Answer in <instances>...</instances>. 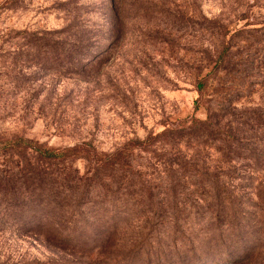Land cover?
Instances as JSON below:
<instances>
[{"label": "rangeland", "instance_id": "rangeland-1", "mask_svg": "<svg viewBox=\"0 0 264 264\" xmlns=\"http://www.w3.org/2000/svg\"><path fill=\"white\" fill-rule=\"evenodd\" d=\"M109 3L0 0V264H264V232L242 214L251 206L242 203L236 213L244 229H234L237 220L228 210L219 221L212 208L201 206L186 205L174 224L162 196L149 200L146 189L156 181L150 177L143 187L136 182L141 194L134 198L104 196L93 183L97 190H91L74 225L62 223L72 240L47 241L43 233H27L49 225L38 223V179L29 183L22 176L29 167L40 171L39 156L15 141L60 147L91 139L97 151H112L128 137H143L164 121L193 113L197 72H206L209 67L200 66L220 46L206 27L215 19L229 29L227 36L245 26L252 29L250 37H264V0H122L116 38ZM41 36L91 47L79 55L66 48L56 59L40 50ZM99 49L106 51L88 62L82 76L72 72L70 64ZM234 52L231 61L237 58ZM41 56L54 66H40ZM57 62L62 65L58 71ZM259 71L262 80L264 66ZM220 84H213L203 99L222 94ZM255 89L232 102L261 103L263 87ZM206 113L205 104L195 111L200 118ZM11 141L15 144L8 145ZM73 164L80 173L87 169L84 160ZM233 184L242 187L237 180ZM158 189L164 190V183ZM153 203L164 214L153 213ZM97 242L100 252L98 246L83 248ZM252 249L255 257L244 259Z\"/></svg>", "mask_w": 264, "mask_h": 264}, {"label": "trees", "instance_id": "trees-1", "mask_svg": "<svg viewBox=\"0 0 264 264\" xmlns=\"http://www.w3.org/2000/svg\"><path fill=\"white\" fill-rule=\"evenodd\" d=\"M121 1L110 0L108 5L114 38L119 32L118 10ZM245 15L241 14L240 17ZM206 27L218 37L220 46L215 52L207 53L208 61L200 66L204 69L209 67L206 72H197L194 82L197 98L193 100V113L174 121H164L159 129H150L143 137H128L109 152L97 151L91 139L60 147L26 139L15 141L16 145L32 148L39 156L40 171L29 167L22 176L29 183L38 179V223L40 226L49 225L46 230L38 226L30 228L27 233L35 236L43 233L47 241L72 240L74 236L65 230L62 223L69 221L74 225L83 210L82 205L90 198L91 190H97L93 183L102 187L104 196L114 194L115 198H134L141 194L140 189H134L136 182L143 187L152 178L156 180L151 182L150 188L153 190L146 189L149 200L162 196L174 224H178L180 214L187 206L196 207L197 210L200 206L201 209L212 208L214 219L221 221L225 210L230 212V219L237 220V210L242 203H247V207L251 206L252 209L247 208L242 214H247L245 218L252 220L254 228L264 232V101L256 105H235L232 102L233 98L243 93L256 91L257 85L263 87L260 96H264V77L258 79L259 67L264 66V37L260 40L250 37L252 29L245 26L235 28L227 36L229 29L217 19ZM39 38L44 56L52 52L56 59L64 55L66 48L79 55L91 47L78 40L65 43L59 39L50 41L43 36ZM233 49L237 58L231 61ZM104 51L99 49L91 57L77 59L74 66L70 64V69L78 77L82 76L88 62ZM44 56H41L39 65L53 67L44 60ZM57 63L58 71L62 65ZM219 83L222 94L205 101L203 98L207 91L213 84ZM226 83L231 85L227 86ZM202 104L207 109L204 118L195 115ZM15 142L11 141L8 145ZM139 158H143V161H138ZM76 159L86 162L87 169L83 173L74 166ZM141 166L145 171L140 170ZM234 180L239 181L242 187L236 189ZM1 182L8 183L7 180ZM161 182L164 183V190L158 189ZM161 207L153 203L150 210L163 213ZM245 225L237 220L234 225L237 228L234 229H244ZM95 246L100 252V242L83 248L91 251ZM249 256L255 257L253 249L243 258Z\"/></svg>", "mask_w": 264, "mask_h": 264}]
</instances>
